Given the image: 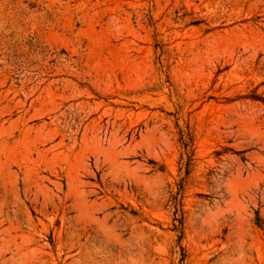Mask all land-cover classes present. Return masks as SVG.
<instances>
[{"label":"rangeland","instance_id":"374dc122","mask_svg":"<svg viewBox=\"0 0 264 264\" xmlns=\"http://www.w3.org/2000/svg\"><path fill=\"white\" fill-rule=\"evenodd\" d=\"M0 264H264V0H0Z\"/></svg>","mask_w":264,"mask_h":264}]
</instances>
